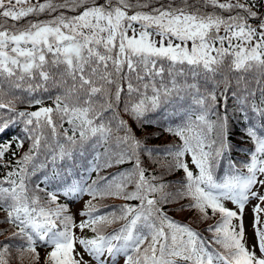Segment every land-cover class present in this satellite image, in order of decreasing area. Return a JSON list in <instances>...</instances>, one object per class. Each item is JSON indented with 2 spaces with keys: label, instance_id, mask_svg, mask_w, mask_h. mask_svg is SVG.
<instances>
[{
  "label": "snow or ice",
  "instance_id": "1",
  "mask_svg": "<svg viewBox=\"0 0 264 264\" xmlns=\"http://www.w3.org/2000/svg\"><path fill=\"white\" fill-rule=\"evenodd\" d=\"M0 170V264H264V0H0Z\"/></svg>",
  "mask_w": 264,
  "mask_h": 264
},
{
  "label": "trees",
  "instance_id": "2",
  "mask_svg": "<svg viewBox=\"0 0 264 264\" xmlns=\"http://www.w3.org/2000/svg\"><path fill=\"white\" fill-rule=\"evenodd\" d=\"M153 140H150L148 143H152ZM232 142L234 144V151L237 152V153H240L241 150H238L236 147L244 144L245 142H247L246 140L242 141L241 140V137L239 134H236L232 137ZM0 171H3V170H0ZM170 215L173 216V218H175L176 220L178 221H181V222H190L191 218H192V214L191 213H188V212H185V213H177L175 211H172L170 212ZM215 219V218H214ZM214 222V220L212 221ZM194 227H197L198 230L200 231H203L205 225L204 224H194L193 225ZM7 225H4V224H0V228H6ZM204 235H208V233H204ZM3 237H0V239H2ZM26 264V262H25ZM41 264H43V261H41Z\"/></svg>",
  "mask_w": 264,
  "mask_h": 264
},
{
  "label": "rangeland",
  "instance_id": "3",
  "mask_svg": "<svg viewBox=\"0 0 264 264\" xmlns=\"http://www.w3.org/2000/svg\"><path fill=\"white\" fill-rule=\"evenodd\" d=\"M41 2H43V0H41Z\"/></svg>",
  "mask_w": 264,
  "mask_h": 264
}]
</instances>
